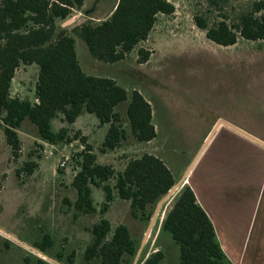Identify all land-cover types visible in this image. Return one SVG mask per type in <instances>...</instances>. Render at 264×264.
<instances>
[{"label": "trees", "instance_id": "trees-1", "mask_svg": "<svg viewBox=\"0 0 264 264\" xmlns=\"http://www.w3.org/2000/svg\"><path fill=\"white\" fill-rule=\"evenodd\" d=\"M115 1L104 18L96 20L90 15L79 23L74 20V24L63 25L60 21L74 9H82L85 0H0V120L14 157L20 154L18 128L25 119L36 126L39 138L50 143H70L76 138L82 141L77 153L79 169L72 179L77 195L70 202L77 212L97 211L92 195V186H96L104 191L99 208L102 215L118 197L128 202L133 218L149 222L156 204L176 181L165 161L144 151L128 157L122 168L116 169L110 162L98 161L87 137L79 130L70 133L69 128L82 113L95 114L101 124H107L99 145L102 152L120 146L128 134L138 141H149L157 135L150 101L138 89L129 92L111 76L85 71L77 56L74 35L85 41L93 58L115 62L147 39L160 13H174L175 4L171 0ZM238 1L196 0L194 23L221 45L233 44L238 37L264 41V0ZM137 52L139 62L148 60L150 50L140 46ZM20 63L38 65L33 100L10 92ZM127 99L125 120L116 106ZM57 117L65 124L54 128L52 120ZM37 164L36 160H27L16 172L31 173ZM3 179L0 176V188ZM159 226L160 232H168L179 245L178 264H223L224 251L215 227L189 184L173 196ZM90 231L91 240L83 253L86 262L132 263L139 244L126 225H113L101 216ZM52 245L48 234L34 243L46 254ZM61 256L57 255L58 261H62ZM164 257L163 250L156 249L142 264H160ZM67 260L74 264L73 253ZM28 261L26 257L22 264Z\"/></svg>", "mask_w": 264, "mask_h": 264}, {"label": "rangeland", "instance_id": "rangeland-1", "mask_svg": "<svg viewBox=\"0 0 264 264\" xmlns=\"http://www.w3.org/2000/svg\"><path fill=\"white\" fill-rule=\"evenodd\" d=\"M114 1L85 0L80 17L74 9L60 22L72 19L65 25L79 23L89 15L99 20L109 14ZM171 1L175 4L174 13H160L147 39L124 59L97 60L85 41L74 35L77 56L85 71L111 76L129 92L138 89L150 101L157 135L149 141H138L128 134L120 146L102 152L99 145L107 124H101L95 114L82 113L69 128L70 133L79 130L87 137L100 162H110L120 169L128 157L147 151L160 156L178 180L220 117L264 139V41L238 37L233 44H218L194 23L196 0ZM243 1L246 0L238 2ZM140 46L150 50L144 62L138 61ZM37 73L36 63H20L12 78L11 94L33 100ZM127 102L128 99L116 106L125 120ZM62 124L65 123L59 117L52 120L54 128ZM18 133L21 150L14 157L0 120V176L4 178L0 188V227L33 246L48 234L53 245L46 249L47 255L56 260L58 254L62 255L63 264H68L72 253L74 264H98L96 260L86 262L83 253L91 240L90 229L101 216L113 225H126L132 239L140 245L148 222L133 218L126 201L116 197L102 215L99 208L104 191L92 186L95 213L77 212L71 204L77 195L72 179L79 169V138L70 143H50L37 136L36 126L28 119L22 122ZM64 158L67 159L62 166ZM27 160H36L38 164L31 173L22 170L18 174L16 170ZM172 200L173 197L164 205L137 264H142L156 249L165 252L160 264L179 263V245L168 232H160L159 226ZM26 257L27 264H39V259H43L42 264H56L0 232V264H22Z\"/></svg>", "mask_w": 264, "mask_h": 264}, {"label": "crops", "instance_id": "crops-1", "mask_svg": "<svg viewBox=\"0 0 264 264\" xmlns=\"http://www.w3.org/2000/svg\"><path fill=\"white\" fill-rule=\"evenodd\" d=\"M82 10L77 9L78 17ZM186 183L215 227L223 264H264V146L218 128Z\"/></svg>", "mask_w": 264, "mask_h": 264}, {"label": "water", "instance_id": "water-1", "mask_svg": "<svg viewBox=\"0 0 264 264\" xmlns=\"http://www.w3.org/2000/svg\"><path fill=\"white\" fill-rule=\"evenodd\" d=\"M72 19L68 20V22H70ZM63 23V25H65L66 23ZM220 125H225L226 127L246 136L247 138L259 143L260 145L264 146V140L261 139L260 137L256 136L255 134L245 130L244 128L234 124L233 122L225 119V118H218L214 125L212 126L211 130L209 131V133L207 134V136L205 137L201 147L199 148V150L197 151V153L195 154V156L193 157V159L191 160V162L189 163V165L187 166L185 172L183 173V175L175 181V183L168 189V191L161 197V199L158 201V203L155 206V209L153 211V214L148 222L146 231L144 233L143 239L138 247V250L133 258V261L131 264H137L138 263V259L141 255V252L143 250V247L148 239V237L150 236V233L152 231V228L156 222V220L158 219L160 213L162 212V209L164 207V205H166L170 199H172V197L179 191V189L186 183L187 181V175L192 167V165L194 164L195 160L198 158L199 154L201 153V151L203 150L204 146L206 145V143L209 141V139L212 137V135L214 134V132L217 130V128ZM0 232L8 235L9 237H11L12 239H14L15 241L21 243L22 245L36 251L37 253L43 255L44 257L48 258L49 260H51L52 262L56 263V264H63L60 263V261L49 257L46 253H44L43 251H41L40 249L34 247L33 245L27 244L21 240H19L16 236H14L13 234L7 232L5 229H3L2 227H0Z\"/></svg>", "mask_w": 264, "mask_h": 264}, {"label": "built area", "instance_id": "built-area-1", "mask_svg": "<svg viewBox=\"0 0 264 264\" xmlns=\"http://www.w3.org/2000/svg\"><path fill=\"white\" fill-rule=\"evenodd\" d=\"M66 159H67V158L62 159L61 162H60V165L64 166L65 163H66Z\"/></svg>", "mask_w": 264, "mask_h": 264}, {"label": "flooded vegetation", "instance_id": "flooded-vegetation-1", "mask_svg": "<svg viewBox=\"0 0 264 264\" xmlns=\"http://www.w3.org/2000/svg\"><path fill=\"white\" fill-rule=\"evenodd\" d=\"M203 141H204V140H203ZM202 143H203V142H202ZM202 143H201V145H202ZM201 145H200V147H201ZM200 147H199V148H200ZM199 148L197 149V151L199 150ZM197 151H196V153H197ZM196 153H195V154H196ZM194 156H195V155H194Z\"/></svg>", "mask_w": 264, "mask_h": 264}]
</instances>
